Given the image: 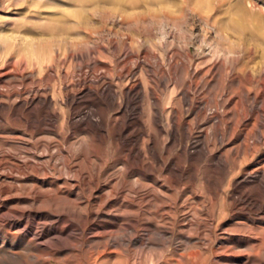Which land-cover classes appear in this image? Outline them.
Returning a JSON list of instances; mask_svg holds the SVG:
<instances>
[{
  "label": "rangeland",
  "instance_id": "374dc122",
  "mask_svg": "<svg viewBox=\"0 0 264 264\" xmlns=\"http://www.w3.org/2000/svg\"><path fill=\"white\" fill-rule=\"evenodd\" d=\"M28 8L31 12L34 10L44 11V17H30L31 19L28 17L27 20H23V18L16 15V11H25ZM47 13L57 18L59 17L64 23L57 24L52 22V20L46 18ZM0 20H11V26H6L0 37L16 36L19 39V43L13 48V51L7 48L0 55V63H2L6 55L16 59L19 56L26 57L25 59L30 66H26L25 71L35 70V81L37 84L44 83V67L53 65L51 68L54 73L51 75L54 80L50 81L51 85L59 83L58 72L64 70L68 82L81 81L83 78L85 80L100 78L101 83H105L106 87L111 88V90L119 91L124 85L128 84L130 85L126 87H131V83L127 84L125 81L122 84H116V81L111 78L115 76L118 70H121V67L116 69L112 62L114 58L111 52L103 51L101 48L107 49L112 42H115L117 49H120V51L118 49L120 56H123L124 52L131 48L130 50L132 51L144 53V55H141V60H152L154 68L156 67L155 71H158L157 75L164 80L163 84L154 87L153 90V97L158 108L155 107L158 111H160L159 108L163 109L164 107L167 112L171 111L172 104L170 103L174 94L173 86H171V81L168 78L170 74L175 75V79L179 84H183L188 80V76L185 74H187L186 70L191 64H193L191 66L208 67L212 64L214 60L213 54L215 53L231 54L233 61L225 60L224 68H233L242 79L244 78V81L251 80L252 89L256 86L254 88L256 90L255 93L264 92V0H0ZM78 22H80V26ZM22 37L25 43L20 41ZM93 49L98 51V53L89 55L90 57L86 60L89 68L85 67L80 72L75 70L69 60L68 62H66L67 60L65 61V56L71 51L79 53ZM123 49H125L124 52ZM152 54L156 56L154 61L150 58ZM159 55L160 58L164 57L160 59ZM166 55L168 57L173 56L170 62L172 67L168 65L165 59ZM158 60L159 62L157 63ZM97 62L108 68L92 70V66ZM127 64L124 68H130L133 71V64L131 62ZM110 67L114 69L109 72ZM104 70L106 72L103 74ZM133 72V79H138L139 77L144 86L146 84L145 78L143 76L140 77L138 71ZM19 76L20 74L12 73L9 77L12 79ZM221 83L224 82L220 79V85ZM86 84L82 88H86L88 85ZM143 86L140 84V87L136 90L141 95L144 92ZM13 87L19 89V83L12 82L8 86V88ZM6 88L0 84V91L4 92ZM254 89L252 90L253 92ZM145 91L148 92L147 89ZM205 97L213 100L215 96L206 94ZM147 102V100L145 102L141 99L135 102V109L126 123L127 130L125 131V137H130L128 140L130 146H121L120 150L115 154L104 156L106 162L102 171L103 174H101L102 180L106 179L107 175L119 170L120 167L118 165L114 167V165L127 158L130 148L139 149L144 137H138V134L147 132L152 127L148 118L150 104H147ZM243 104L234 110L233 114L228 118L237 119L246 105V103ZM76 105L80 111L94 112L95 116L92 118L94 121L98 120L97 113L101 112L100 115L103 121L109 125L108 129L111 130L110 132L116 126L115 120L121 116H115L119 111L117 105L106 107L94 94L79 96ZM194 106H197V104ZM4 114L6 113H0L1 138L11 137L12 135H9L10 131L26 132V129L31 128L20 117ZM210 114L211 112H208L207 116H210ZM76 119L79 120V117ZM187 119V116H185L184 120ZM33 120L37 122L35 119L31 121ZM161 125L163 126L164 123L162 122ZM219 127L223 129L225 124L220 123ZM33 128L39 129L36 136L30 140L28 137H24V139L29 141V145H39L40 148L32 149L30 146L16 145L13 147L4 145L3 142L5 141L2 140V142L0 139V151L17 156L19 154L21 157L20 161L29 166V169L24 170L29 175V179L36 176L44 180V159L33 158V154L40 153L41 149H44V136L48 137L44 134V120L40 126ZM82 136L78 132L72 135L75 141L79 139L82 141ZM161 138V136H156L158 146L161 145ZM54 140L63 144L62 140ZM190 141L183 140L175 143L171 154L178 156V159H182V156L177 155V152L179 150L180 152L183 151L186 147L190 148L192 144ZM86 142L84 144L88 146ZM23 151H27L31 155L26 157ZM194 164L197 168L203 165L199 162ZM183 165L187 169L193 166V163L188 159H184ZM6 166L5 169L0 170V173L7 172L13 177L6 179V181L0 177V184L3 186L24 184L31 193L36 192L31 187L34 184L32 181L21 183L14 181L16 178L23 181L24 176L21 173L14 172L13 165L8 163ZM80 166L86 171H91V165L88 161H82ZM239 166L242 167L243 165L238 164L232 174L229 172L221 173L218 176V181L213 186H207L202 182L198 183V181L191 178L177 184H170L160 177L159 181L168 187L167 192L163 191L166 194L164 199L146 198L141 200L138 195L119 194L116 202L104 212L111 215H124V213L129 211L134 213L133 215L130 214V216L127 215L124 219L112 220V218L95 217L91 213H88L87 216L80 220L74 217L60 220L44 217V207L49 204L44 202V187L40 191L41 199L33 208H27V205L11 204L9 203L10 198L2 196L0 197V264H264V224L261 220V218L264 219V214L256 215V209L251 206L253 196H256L254 190L251 187L249 188V186L238 187L236 185L238 188L235 190L245 195V202L243 201V203L232 208L229 204L227 205L229 202L224 196L227 191L229 193L233 192L231 188L229 189L228 182L232 178L233 180H239L241 176L238 173ZM33 168L37 170V173L34 172ZM233 173L237 175L234 176L235 178L231 177L234 175ZM119 174L123 176V172L120 171ZM135 179V177H132L129 181ZM144 183L150 184L147 181ZM111 186L119 187L115 182L111 183ZM23 192L25 193V191L21 190V193ZM74 194L77 195L78 200L76 196L70 199H76L77 201H80L83 195L84 197L87 195L78 190H75ZM50 195L63 197V195H58L55 191ZM238 196V194H235V198H238ZM185 202L187 203L185 204ZM132 205L134 206L133 208H131ZM181 206L186 207L182 213L186 214L188 222L191 223L190 226L185 228L186 231L188 230L186 235L188 238L190 237L189 240L191 242L188 239H181L177 235L178 224L182 214L179 211ZM19 207L27 210L21 208L20 211ZM35 210L43 215L35 217ZM132 210L136 211L133 212ZM212 210L213 212L211 213L210 211ZM245 213L247 214L245 215ZM154 222H157L158 226L161 224L160 226L162 227H174L176 235L173 238L165 237L162 234L152 236L150 233L152 228L149 225ZM199 222H201V225ZM112 223L114 224L111 225ZM172 223L173 225H171ZM130 227L137 229V232L129 233L133 238L131 243H128V237H122V240L117 244L109 243L107 247L103 246V244L97 245V241H92L106 235L123 234L124 229L127 230ZM9 233L17 234V238L14 240L3 239ZM27 242L30 245L28 247L26 245ZM50 245L53 247L58 246L59 251L52 253V257H45L43 255L44 247Z\"/></svg>",
  "mask_w": 264,
  "mask_h": 264
},
{
  "label": "bare ground",
  "instance_id": "6f19581e",
  "mask_svg": "<svg viewBox=\"0 0 264 264\" xmlns=\"http://www.w3.org/2000/svg\"><path fill=\"white\" fill-rule=\"evenodd\" d=\"M16 12V15L23 18V20H27L28 17H44V11L34 10L31 12L29 8L25 11ZM46 15V18L52 20V22L57 24H62L63 22L59 19V17L57 18L52 14L47 13ZM78 23L80 26V22ZM9 25L11 26V20H0V33L3 32L5 27ZM2 34L3 33L0 35ZM20 41H24L25 43L23 37ZM17 43H19V39L16 36L0 37V55H2L7 50V48L12 49L13 51V48H15ZM115 44V42H112L109 48L101 49L103 51L111 52L114 58L112 62L116 69L121 67V70H118L115 76L111 77L116 81V84H122L125 81L127 84H132L131 87H126L130 84L126 86L124 85V87L119 91L111 90V88L106 87L105 83H101L100 78H88L89 80H85L83 78L81 81L68 82L67 75L64 70H60L58 72L57 78H59V83L57 85H51L50 81L54 80L51 75L54 73L53 69L51 68L53 65L44 67V73L42 72L45 77L44 83L37 84L35 81V70L25 71V67L30 66L25 59L26 57L24 58L23 56H19L17 59L10 55H6L4 57L2 63H0V84L7 88L4 92L0 91V113L4 112L7 115L18 116L23 119L24 122H26L31 128L26 129V132H16L15 130L10 131L9 135L12 136L2 138L0 136L1 141L4 140L5 142L2 141L4 145L13 147L19 145L24 147L30 146L32 149H38L40 148L39 145H29V141L24 139V137H28L29 140L33 139L37 132H39V129L33 127H37L38 125L40 126L43 120L44 134L48 137L44 136V149H41L40 153L37 152L33 154V158L35 159H44V180H41L36 176L29 179V175H27V173L24 171L25 169H29V166H26L20 161L21 157L19 154L17 156L12 155L11 153L0 151V170L5 169L7 167L6 164L8 163L13 165V171L16 173H21L24 176L23 181H20L17 178L14 181L17 183L32 181L34 184L31 185V187L36 190V192L31 193V191L26 189L24 184H20L19 186L15 184L3 186L0 184V197L5 196L10 198L9 203L11 204L27 205V208H33L34 205L41 199L40 191H42L41 188L44 187V202L49 203L48 206L44 207V217L57 218L59 220L65 219L67 217H74L80 220L81 218L87 216L88 213H91L95 217H104L109 219L112 218V220L124 219L127 215L130 216V214L133 215L134 213H130L129 210V212L127 211L128 213H124V215H111L107 212H104L108 207L116 202L119 194L124 193L127 195H138L140 196L138 198L141 200L146 198L164 199L166 198V194L164 192L168 191V187L159 181L160 177L170 184H177L179 182L185 181V179L191 178L195 181H198V183L202 182L207 186H213L218 181V176L221 173L224 174L229 172L232 174V172L236 170L237 165L241 164L243 166H239L238 168V173L241 175L239 180L237 181L233 180V178H229L230 180L228 182V187L229 189L231 188L233 192L229 193L227 191V193L225 192L226 194H224L225 199L229 202L227 205L229 204V206L232 208L233 206L243 203V201L245 202V195H242V193L235 189L238 187L249 186V188L251 187L252 190H254L256 195L255 197L253 196L251 201L252 208L256 209V215L264 214V92L261 91L259 93H255L256 90L254 88L256 86L253 88V92L251 80L244 81V78L242 79L233 68H224L225 60L233 61L231 54H213L214 60L208 67H201L199 65L191 66L193 65L191 64L186 70L187 74L184 73L188 76H186L188 80L183 84H179V82H177L175 79V75L171 73L168 78L169 81H171V86H173L174 96L171 100L172 102L170 103L172 104V107L169 106L171 107V111L167 112L164 109L165 107L163 109L159 108L160 111H158V106L156 105L155 98L153 97L154 87H158L163 84L164 80L157 75L158 71H155L156 67L154 68V64L151 62L152 60H141V55H144V53L141 51H132L130 50L131 48L127 49V52H124L125 49H123L125 54L122 53L124 55L120 56V54H118L119 48L117 49ZM17 48L19 47L17 46ZM96 53H98V51L94 49L79 53L71 51L65 56V61L67 60L66 62H68L69 60V62L73 64L75 70L80 72L85 67L89 68V66L86 64V60L88 57H90L89 55ZM172 57H168L167 55L165 57L170 67H172L170 63L172 61ZM150 58H152L154 61V58L156 59L155 54H152ZM130 62L133 64V71H138L140 77L143 76L145 78L146 84H144V86L146 87L143 86V83L141 80H139V77L138 79H133L134 72L130 70V68H124V66ZM158 62L159 60L157 63ZM112 67L109 68V72L114 69H112ZM99 68L108 67L98 62L92 66V70L94 71ZM104 72L106 71L104 70L103 74ZM12 73L20 74V76L18 78L13 77L11 79L9 76ZM220 79L224 82L221 83V85ZM12 82H18L20 88H8ZM84 84L87 85V87L85 86L86 88H82ZM140 84L144 88L142 95L136 91L137 88L140 87ZM145 89H147L148 92L145 91ZM88 94H94L106 107L117 105V109L119 111L115 114V116H121L119 119L115 120L116 126L114 129H112V132H110L111 130L108 129L109 125L103 121V118L100 115L101 112L97 113L98 120L94 121L92 120V118L95 116L94 112L80 111L76 105L79 96H86ZM206 94L213 95L215 97H213V100H210L209 97H205ZM139 99L145 102L147 100V104H150V107L148 108L149 112H147L152 127H149L150 129L147 132H141L138 134V137H144L142 139V144L139 145V149L130 148L127 158L122 159V161L114 165V167L118 165L120 167L119 170L107 175V178L102 180L101 174H103L102 171L106 162L104 156L107 154H115L120 150L121 146H130L128 141L130 137H125V131L127 130L126 123L133 114L135 102ZM195 101H197V103H195ZM244 102L246 105L243 107L242 114L237 119H229L228 117L233 114L232 112L238 109V107ZM195 104H197V106H194ZM208 112H211L210 116H207ZM185 116H187V120H184ZM31 117L32 119L37 120V122H34V120L31 121ZM78 117L79 120L76 119ZM162 122L164 123L163 126L161 125ZM220 123L225 124V128H220ZM250 126L251 128H249ZM76 132L83 135L82 141L80 139L77 141L74 140L75 138H73L72 135ZM156 136L162 137L160 141L161 145L159 146L156 143ZM54 139L62 140L63 144ZM183 140H191L190 142H192V144L190 148L186 147L183 151L180 152L179 150V152H177V155L182 156V159H178V156L171 154V150L175 143ZM84 142H86L88 146H86ZM23 153H25L26 157L27 155H31L27 151H23ZM184 159L192 161L193 166L186 169L183 165ZM82 161L89 162L91 165L90 172L81 168L80 163ZM198 162L203 164L200 168H197L194 164ZM120 171L123 172V176H121L122 173L119 174ZM34 172L37 173V170L34 169ZM235 173H233L234 175L231 177H234L236 175ZM0 177L2 179L4 178V181H6V179H11L13 175L11 177L7 172H5L0 173ZM132 177H135L136 179L129 181V179ZM145 181L150 184H145ZM114 182L119 186L118 188L111 186V183ZM222 182L224 183V181ZM236 185H238V187H236ZM21 190L25 191V193H21ZM75 190L87 194L86 197L83 195V198H80V201H77L78 197L76 194H74ZM107 190H109V192H107ZM53 191L58 193V195H63V197L54 195L51 196L50 194ZM235 194L239 195L238 198H235ZM31 196L32 198H30ZM74 196L77 197V200L70 199ZM187 202H185V204ZM201 204L203 205V203ZM133 207L134 206L132 205L131 208ZM21 208L19 207L20 211ZM179 209V211L182 213L185 211L186 207L181 206ZM35 211V217L43 215L41 212L37 210ZM210 212L212 213L213 210ZM246 214L247 213H245V215ZM261 220L264 224V219L261 218ZM108 223L110 224V222ZM156 223L154 222L149 225L152 228V230H150L152 236L162 234L165 237L173 238L176 235L175 230L173 229L174 227H162L160 226L161 224L158 226ZM199 223L201 225V222ZM113 224L114 223L111 225ZM190 224L191 223L188 222L186 218V214L182 213L177 230V235H179L181 239H190V237L188 238L186 235L188 230H185V228L190 226ZM171 225H173V223ZM134 232H137V229L135 227H130L127 230L124 229L123 234L113 233L114 235H106L105 237L93 239L92 241H97V245L103 244V246L107 247L109 243L117 244L122 240V237H128V243H131L133 238L129 235V233ZM202 232L204 233V231ZM7 235L3 237V239L14 240L17 238V234L9 233ZM200 238H198V240L201 241ZM26 245L27 247L30 246L28 242ZM58 249V246H45L43 255L45 257L51 256L52 253H57L59 251ZM35 250L37 251V249Z\"/></svg>",
  "mask_w": 264,
  "mask_h": 264
}]
</instances>
